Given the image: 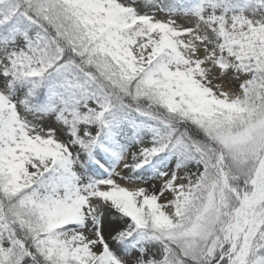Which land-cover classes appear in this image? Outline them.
<instances>
[{"label":"snow or ice","instance_id":"obj_1","mask_svg":"<svg viewBox=\"0 0 264 264\" xmlns=\"http://www.w3.org/2000/svg\"><path fill=\"white\" fill-rule=\"evenodd\" d=\"M0 264H264V0H0Z\"/></svg>","mask_w":264,"mask_h":264}]
</instances>
